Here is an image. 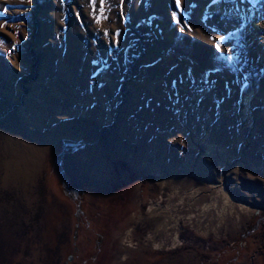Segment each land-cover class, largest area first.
Instances as JSON below:
<instances>
[{"label": "rangeland", "instance_id": "rangeland-1", "mask_svg": "<svg viewBox=\"0 0 264 264\" xmlns=\"http://www.w3.org/2000/svg\"><path fill=\"white\" fill-rule=\"evenodd\" d=\"M100 4L0 0V264H264V0Z\"/></svg>", "mask_w": 264, "mask_h": 264}, {"label": "snow or ice", "instance_id": "snow-or-ice-1", "mask_svg": "<svg viewBox=\"0 0 264 264\" xmlns=\"http://www.w3.org/2000/svg\"><path fill=\"white\" fill-rule=\"evenodd\" d=\"M181 3H182V0H175V6L177 9H181ZM100 7H101V10H103V0H101ZM172 18L174 21H177V17L175 14H173ZM216 47H217V51H219V44H217Z\"/></svg>", "mask_w": 264, "mask_h": 264}, {"label": "bare ground", "instance_id": "bare-ground-1", "mask_svg": "<svg viewBox=\"0 0 264 264\" xmlns=\"http://www.w3.org/2000/svg\"><path fill=\"white\" fill-rule=\"evenodd\" d=\"M156 217V216H155ZM155 222H160V224H158L159 226H162V230H164L165 226H166V223H164L162 220L161 221H158L157 219L154 220ZM161 230V231H162ZM166 230V229H165ZM154 232V231H153ZM162 234V233H161ZM154 237V236H153Z\"/></svg>", "mask_w": 264, "mask_h": 264}]
</instances>
